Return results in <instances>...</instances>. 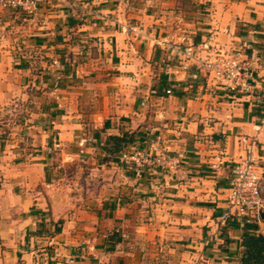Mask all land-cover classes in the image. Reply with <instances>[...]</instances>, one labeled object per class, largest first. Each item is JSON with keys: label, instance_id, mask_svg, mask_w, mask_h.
Returning a JSON list of instances; mask_svg holds the SVG:
<instances>
[{"label": "crops", "instance_id": "crops-1", "mask_svg": "<svg viewBox=\"0 0 264 264\" xmlns=\"http://www.w3.org/2000/svg\"><path fill=\"white\" fill-rule=\"evenodd\" d=\"M86 1L114 14L89 35L112 36L117 79L129 73L136 84L141 71L147 76L143 97L104 103L107 114L137 124L114 134L137 130L144 148L181 156L171 169L143 174L119 166L112 180L99 182L100 196L89 197L94 206L76 208L57 173L77 153L63 148L55 160L47 148L75 141L84 122L88 105L69 78L85 63L75 61L72 46L82 41L78 32L92 28L78 21L91 11ZM107 1L41 0L34 18L0 5V264H65L71 257L76 264H243V227L222 226L219 217L231 169L244 155L241 136L258 137L264 161V0H147L144 8ZM216 50L242 52L251 92L229 91L205 75L198 57ZM198 68L197 82L190 71ZM20 103H40L49 117L31 121L28 134L3 131ZM97 116L99 126L104 116ZM29 136L42 149L27 151Z\"/></svg>", "mask_w": 264, "mask_h": 264}, {"label": "rangeland", "instance_id": "rangeland-1", "mask_svg": "<svg viewBox=\"0 0 264 264\" xmlns=\"http://www.w3.org/2000/svg\"><path fill=\"white\" fill-rule=\"evenodd\" d=\"M119 1L120 0H109L105 2V4H109L116 8ZM146 1L147 0H130V2H134L133 4H136L139 8H144V3H147ZM85 3L87 6H92L91 11L89 12V9L87 11L81 9L83 12L79 14L78 21L81 23H90L92 28H86V31L78 32V37L82 39V41L79 40L78 43L72 46V53H74L73 56H75V61L78 62L82 60L81 62L85 63L81 66L76 65L74 77L69 78L72 79L71 85L75 86L74 89L80 91L82 93L81 95L85 97L83 103H87L88 105L83 108L84 111L80 116V119L84 120V122L82 128H78L80 131H76L75 141H71L69 144H65L60 148L53 147L51 149H48V144H45V148H47L50 154H53L55 160L57 157H62L61 154L63 153V148H65V152L73 151L74 153H77L73 154V156L65 162H60L63 166L59 169V173H57L64 183L65 194L71 197L73 196L72 198L75 201L76 208H78L79 205H84L85 207L89 205L94 206V204H89L87 201L89 200V197L90 199H93V197L100 196L99 192H101V190L98 188L99 182L100 185H102L101 183L104 182L105 177L107 180H112V177L118 174V171L115 168H118L119 166L126 169L130 168L120 161V154L108 155L105 150L98 147L96 140L98 135L96 131L100 132L101 130L100 135L103 137L102 139L104 141L105 137L108 135L106 133L118 132L122 130V127H129L128 130L130 131L135 129L137 124H132L130 116L120 117L113 114V110L107 114L104 103H131L132 98L134 99L136 96L143 97L141 86L147 85L145 80L147 76L143 71H141L143 77L142 80L136 84L131 83L130 78L132 77L129 73L123 79H117L120 75L117 70V57L111 55L113 52L112 36L109 35L107 38V36H103L102 34H99L97 37L89 35V32L91 31L90 29H95L102 25H110L109 23L106 25L103 23H105V21L113 20L114 14L98 10L101 4H93L88 1ZM135 33L140 34L141 31H135ZM87 39H89V43L86 41ZM106 40L109 41V45L106 43ZM86 50L89 52L87 54L89 57L84 61L82 56ZM231 51L234 50H220L221 53H229ZM156 68L160 72L162 71L160 63L156 64ZM158 70L156 71L159 72ZM135 87L137 88L135 89ZM132 89L135 91L132 92ZM154 103L158 102L155 101ZM41 105L42 104L40 103H20L17 105L16 109L8 112L9 121L3 131L9 128L11 131L13 130L22 133L26 131V134L30 133L29 129L32 128L30 127L32 124L31 121L35 122V120H40V117H49L48 115L41 116ZM65 110L66 109H63L64 114L67 113ZM58 114L60 115L61 113L58 112ZM68 114L70 113L68 112ZM97 115L100 117L104 116L100 119L102 124L99 126L93 119H98ZM28 118L31 120H27ZM17 120H24V122L27 120L29 124L21 123V125H18L16 124V122H18ZM143 123L144 122H142V124ZM38 125L39 124L36 123V126ZM40 126L44 127L46 125ZM104 127L105 130L102 129ZM29 137L30 139L24 138V141L22 142V146H24L27 151H32L35 147L42 149L43 144L39 139H36L35 141L32 140V136ZM137 141H139V145L134 144L135 147L143 148L148 144L146 139H139ZM132 146L126 149H131ZM55 165H57L56 162ZM57 174L54 172L55 177H59ZM262 226L264 228V221Z\"/></svg>", "mask_w": 264, "mask_h": 264}, {"label": "built area", "instance_id": "built-area-1", "mask_svg": "<svg viewBox=\"0 0 264 264\" xmlns=\"http://www.w3.org/2000/svg\"><path fill=\"white\" fill-rule=\"evenodd\" d=\"M41 0H0V5L21 11L29 18H34ZM199 65L205 69V75L216 84L232 92L252 91L250 67L242 57L240 50L229 53L215 51L213 55L198 57ZM171 93V89L166 90ZM240 142L244 155L235 162L231 169L228 187L227 206L219 217L220 224L227 226L236 222L240 226L247 223L262 224L264 219V161L260 156V144L256 135H243ZM60 144L56 143L55 147ZM179 156L169 154L159 145L147 148L132 147L121 151L119 159L123 164L134 169L137 174L146 173L152 168H173L179 162ZM65 264H76L72 257Z\"/></svg>", "mask_w": 264, "mask_h": 264}, {"label": "trees", "instance_id": "trees-1", "mask_svg": "<svg viewBox=\"0 0 264 264\" xmlns=\"http://www.w3.org/2000/svg\"><path fill=\"white\" fill-rule=\"evenodd\" d=\"M190 72L198 75L199 68L191 69ZM201 78L202 77L198 75L195 79L198 82L202 80ZM100 132L96 131L98 135L97 145L100 149L105 150L108 155L120 154L124 149L134 145L140 136V133L137 130L133 132L124 131L121 134L111 133L107 135L103 141ZM59 223L61 224V221L55 223L56 230L57 228L60 229ZM259 230L260 225L258 223H247L243 226L241 237V261L243 264H264V234Z\"/></svg>", "mask_w": 264, "mask_h": 264}, {"label": "water", "instance_id": "water-1", "mask_svg": "<svg viewBox=\"0 0 264 264\" xmlns=\"http://www.w3.org/2000/svg\"><path fill=\"white\" fill-rule=\"evenodd\" d=\"M262 218L264 219V212L262 213Z\"/></svg>", "mask_w": 264, "mask_h": 264}]
</instances>
